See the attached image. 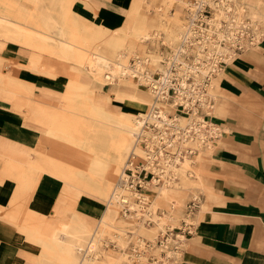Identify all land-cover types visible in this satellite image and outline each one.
<instances>
[{
	"label": "bare ground",
	"instance_id": "6f19581e",
	"mask_svg": "<svg viewBox=\"0 0 264 264\" xmlns=\"http://www.w3.org/2000/svg\"><path fill=\"white\" fill-rule=\"evenodd\" d=\"M16 1L0 0V12L2 13L0 14V36L8 41L23 42L33 48L46 50L81 63L97 80L111 84V96L106 102L96 101L95 88L67 83V94L63 95L60 109L51 111L43 105L33 107V119L38 121L44 119L59 135H63L85 151L87 167L82 169L75 167L76 165H66L56 160H52L51 164L34 160L28 165V169H25L22 164H14L6 159L0 171V182L9 177L16 181V186L5 218L17 223L19 230L24 232L28 240L40 244L39 264H134L135 257L139 259V264H145L146 255L143 248L145 242L139 237H142V232L148 236H154L157 227L153 225L150 228L146 227V218L140 217L143 213L141 215L138 213L134 217L131 214L129 216L119 215L120 208L128 203L131 209L148 208L152 213L145 214L150 217L152 215L158 227H161L166 220L179 216V207L184 206L190 195L196 194V190H205L200 174L202 170L195 164L200 159L205 134L199 132L198 125L193 122L194 119L192 120L185 109L184 112H178L175 117H171L169 112L171 107L165 104L166 100L171 97L169 89L174 84L172 65L171 61L168 62V58L183 61L184 58L180 51L186 49L184 43L191 39L192 34L187 25H184L179 13H174L170 18L162 15L154 21L148 18L143 12V0H132L128 14L114 13L110 17H96L88 14V11L84 14L80 6L73 7L74 0H29L34 3L31 10H24L12 4ZM83 2V7H92L89 0H83ZM259 12L264 18V7H261ZM255 15H251L252 23L258 24L260 19ZM11 16L20 17L35 31L43 33H36L32 31L33 29L28 30L15 25ZM232 17H234L232 25L236 27L244 19L243 15H235V13ZM123 18L125 22L122 25L120 22ZM214 27L213 30L215 29L214 32L218 38L210 34L204 38L203 45H197L196 51L193 50L196 62L200 60L202 50L206 47L209 48L207 53L209 52L212 56L215 52L223 53L224 43L222 45L219 41L233 34L235 36L230 25L222 29L216 23ZM156 28L160 29L159 31H166L165 37L169 45L175 44L174 53L167 52L168 56L155 53H152L150 57L142 56L133 40L154 41ZM107 31H111V36L106 43L107 47L104 48L99 43V37ZM169 50L172 51V48ZM130 55L135 57L134 63L128 60ZM226 57L223 54V59ZM214 58V64L211 61L204 68L206 61L201 60L202 64L194 70H201L202 74L208 72L212 79V71L215 72L218 69L213 65L218 62L216 60L219 57ZM206 60H209V57ZM1 63L2 58L0 57V65ZM146 65H149L150 69L142 70V66ZM181 72L187 76L185 65ZM46 74L52 75L49 71ZM199 75L200 73H196V76ZM131 77L136 79L131 80ZM17 82L11 71L0 69V92L30 91V88L20 86ZM181 83V94L186 95V98L192 94L195 98H202L201 102L207 108L210 105L209 99L215 98L212 87L206 89L203 95V93L199 94L196 89L192 90V87L189 91L185 79H182ZM128 84H134L133 86L136 87L132 88L138 89V93L127 92L125 88ZM146 88L153 92L146 91ZM141 91L153 95L156 93L157 99H154V96L150 98L149 95H141ZM112 98L118 103L113 102L116 107L126 102L132 107L129 110L118 111L116 107L110 106ZM25 103L18 102L17 108H21ZM184 104L191 106L192 102L186 99ZM150 124H154L155 127H149ZM165 127H170L172 132L176 131V135L169 139L170 147L175 155L162 158L164 165L161 167L160 181L156 178L151 180L147 184L150 192L143 193L142 199L135 201L133 198L141 196L140 193L122 187V182H119L120 178L133 157L143 158L155 155L153 150L145 151L141 143L147 141L153 147L155 143H159L161 138L155 133V129ZM192 128L197 130L196 135L192 134ZM168 135L169 133L164 134L165 140L168 139ZM190 147L198 149V153L187 154L181 151L183 148ZM118 169L120 172L117 181L111 186L112 180L108 177V173L116 172ZM41 173L63 182V194L72 197L75 203L78 200L81 204L90 201L95 206H101V202L105 201V208L102 209L101 217L97 222L76 208L72 212H67L65 220L61 221L52 235L21 226L18 218L21 213L22 196L31 182L36 180ZM193 197L198 198L197 195ZM160 208L167 211L164 216L157 212ZM132 222L138 223L136 225L140 233L136 232L138 242H135L134 250L117 253L114 250L103 249L101 242L106 226L113 225V223L119 224L118 228L120 227L119 229L123 231L126 230L125 225ZM121 236L120 234V238ZM183 237L180 236V238ZM137 245L142 248V252L139 250L141 253ZM167 253L175 256L176 252L167 250Z\"/></svg>",
	"mask_w": 264,
	"mask_h": 264
},
{
	"label": "crops",
	"instance_id": "0c3cea01",
	"mask_svg": "<svg viewBox=\"0 0 264 264\" xmlns=\"http://www.w3.org/2000/svg\"><path fill=\"white\" fill-rule=\"evenodd\" d=\"M25 1L18 2V5L34 6L33 2ZM89 1L91 8L83 7V0L76 1L84 14L88 11V14L96 17H110L114 13L128 14L129 9L124 11L122 8L125 4L129 6L131 0ZM245 1L253 5V0ZM21 8L33 9L29 6ZM238 14L235 7V15ZM244 19L253 22L251 16ZM11 20L18 26L33 29L27 22L20 23L15 18ZM0 57V69L5 62H9L8 71L12 72L18 85L30 88L29 92L22 93L0 92V151L12 147L6 159L14 164H22L25 169L34 160H41L44 164L56 160L80 167L83 160L80 149L61 138L44 119H33V107L43 105L51 111L60 109L61 104L51 105V101L61 102L63 95L67 94V86L63 93L58 83L52 82V78L60 74L68 78V83L95 88L94 98L100 102H106L111 96V86L100 83L77 61L30 47L23 42L8 41L2 36ZM83 69L88 70L91 81L84 79ZM48 71L52 75H47ZM218 80L226 99L220 98L217 108L216 96L210 98L209 107L199 111L207 124L204 127L206 136L201 146V156L195 164L202 170L200 174L205 190L193 210L179 207V219L175 218L178 224L165 227L171 232L173 250L181 254L180 258L171 257L170 264H264V36L240 54V58L235 57L233 62L222 66ZM32 93L37 96L28 98V94ZM18 102H26L22 106L26 107L27 119L16 110ZM42 130L67 143L61 154L49 153L44 148L47 156L35 157L34 150L41 146V139L45 141L48 138L41 133ZM32 147L30 154L23 151ZM193 150L196 151L192 154L198 153V149ZM22 157L27 159L23 160ZM6 159H0V166ZM55 180L45 173L37 178L38 182L20 218L21 226L52 235L65 220L67 212L76 208L94 221L100 218L101 206H95L90 201L81 204L78 200L75 203L72 197L62 194L63 188L55 185ZM61 184L63 186V182ZM15 186L16 181L9 177L0 182V264H39L40 244L28 240L17 223L5 218ZM87 207L91 210H85ZM157 212L163 215L165 209L160 208ZM181 235L184 237L180 238ZM144 251L147 255V249Z\"/></svg>",
	"mask_w": 264,
	"mask_h": 264
},
{
	"label": "rangeland",
	"instance_id": "374dc122",
	"mask_svg": "<svg viewBox=\"0 0 264 264\" xmlns=\"http://www.w3.org/2000/svg\"><path fill=\"white\" fill-rule=\"evenodd\" d=\"M77 1H79V0H77ZM192 1L193 0H177V1L173 0V1L170 2V0H143V6H144L143 12L148 16V18L153 19V21L157 20L160 17H162V15L170 18L174 13H179V16L181 17V19H182V21H183V23L185 25V24L188 23L187 14H188V10L191 8L190 4H191ZM206 1L209 3V10L211 12L210 20L207 21L208 22L207 33L209 35L211 34L212 36L218 38L217 34L214 32L215 29L213 30V28H215L214 26H216V23H218L220 25V28H222V29H225V28L229 27V25H230L231 26L230 29H231L232 33H235V36L233 34L231 37L229 36V37L223 38V40L221 39L219 41L222 45L224 43V45H223L224 46V51H223L222 54H225V56H227V57L225 59H223V61H222L223 63L221 62L222 64H219L221 67H219L215 72H212L213 73L212 79L210 78L209 84L206 86L207 90L210 87H212L211 90H213V93L216 96V107L218 108L219 107L220 98H222V100L226 99V93L222 90V88H221V86L219 84V80H218V77L220 75L222 66L226 65V63H228V62H233L235 57H239L240 58V54L242 55V53L245 52L248 48H250V47L254 46L255 44H257V42H258V40H260L261 36H264V18L261 17L262 15L259 12L261 7H264V0H253V5H251L252 3L251 4L249 2L247 3L245 0H238V4H236V0H206ZM248 1H250V0H248ZM18 2H26V1L25 0H17L16 2H14L12 4L16 5L17 7H25V6L33 7V4L22 6V4L18 5ZM131 4H132V0L130 1V5L129 6H131ZM77 6L78 5L76 3V0H74L73 1V7L76 8ZM129 6H128V4H125V6L122 8V10L128 11V9H130ZM235 7H236V11H238V13H239L238 15H240V16L243 15V18H245L246 16H251L252 14L253 15L256 14L255 16L256 17L258 16L257 18L260 19L259 23L256 25V24H253L252 22H248V20L244 19V20H241L243 24L240 23L239 26H237V27L233 26L232 23H234L233 22V18L234 17H232V16L235 13ZM226 13H227V15H226ZM0 14H2V13L0 12ZM12 18L13 19L15 18V20L20 21V23L24 22V20H22L20 17H12ZM131 21H132V19H131ZM124 22H125V20L123 19V20H121L120 23L123 25ZM249 24H251V25H249ZM20 27L23 28V26H20ZM159 30L160 29L156 28L155 31H154V34L156 33L155 36H154V39H155L154 41H150V40L147 41L146 40V41L142 42V41H139V40H133L134 41V45L138 48L137 50H138V52H140L142 54V56H149L150 57L152 53L168 56L169 54L167 52L171 53V51L169 49L172 48V50H173V46L175 44L174 45H169V43L167 42L168 39L165 37L166 34H167L166 31H159ZM32 31H35V30H32ZM158 31L159 32H163V33H159ZM35 32L36 33H40L39 31H35ZM252 34H255V36H253ZM110 36H111V31H107L103 36L99 37V41H100L99 43H101L104 48L107 47L106 43H107V41H108ZM129 41H130V39H129ZM230 41H231V43H230ZM97 42H98V40H97ZM240 45L244 46L241 49V50H243L242 52L239 51L240 48H238V46H240ZM28 46H30V45H28ZM196 49H197V46H195L194 50H196ZM207 50H209V48H205V49L202 50V54L200 55V57H201L200 60H205L206 61L205 63H207V64H209V62L212 61L211 63L213 64L214 61H215L214 57H219V55L221 53L219 54L218 52H215V55L212 56V55H210L209 52L207 53ZM51 54H53V53H51ZM208 57H209V60H206ZM128 60H131L134 63L135 62V57L130 55V57H128ZM188 61H189V58H188ZM9 65H10L9 62H5L3 64V66H2V70L3 71L8 70L10 68ZM148 69H150L149 65L142 66V70L146 71ZM151 71H152V69H151ZM83 74H84L83 77H84L85 80H90L91 81V77H90V75L88 73V70L83 69ZM201 76L202 75H199L198 78L200 79ZM130 79L131 80H135L136 78L131 77ZM52 82H57L58 83L57 86L60 87L61 91H63V93H64L65 90H66L67 83H68V78L65 75L60 74L59 76L52 78ZM100 83H102V82H100ZM102 84H105V83H102ZM107 85L111 86V84H107ZM133 85L134 84H128L127 87L125 88V90L127 92H129V93H138V89L132 88V87H136V86H133ZM147 89L148 88H146L145 90L149 91V92H153L150 89H148V90ZM146 91H144V92L141 91V93L149 95L150 98H153L154 95L151 94V93L148 94ZM173 94H175V90L174 89H173ZM33 95H34L33 93L32 94H28V96H29L28 98L31 99V98H34V97L37 96V95H34V96ZM0 99H2V98L0 97ZM25 99L27 100V97H25ZM28 101H30V100H28ZM35 102L37 103V101H35ZM61 102H62V100H61ZM61 102H53V101H51V105L58 106L59 104H61ZM113 102L115 104L117 103L112 98V103H110V106H112L114 108V107H116V105ZM32 103H34V102L32 101ZM165 104L168 107H171V109L169 111L171 117L172 116L175 117V114L178 113V112H184L185 108L182 107L183 105L179 106L177 104L176 100H174V96H172L171 99L169 97L166 100ZM192 104H193V102H192ZM45 105H46V103H45ZM130 107H132V105L126 102V103L122 104L121 106L117 105L116 108L118 109V111H120V110H123V109L124 110H129ZM203 107H206V105L203 104L201 102V100H200L199 104L196 106V108H197L196 111H197L198 115H197L196 112L189 113V114L187 113V114L192 118V120L194 119L193 122L196 123V125H198L199 132L201 131L202 133L205 134V132H204L205 128L204 127L207 124V121L204 119L203 116H200L199 112H198V111H200L199 108H203ZM24 108H26V107L22 106L21 109L20 108L19 109L16 108V110L20 114H22V116H24L25 119H27L26 118L27 116L25 117L27 110H25ZM153 126L155 127L154 124H150L149 127H153ZM196 131L197 130H195L194 128H192V130H191L192 134H195V135L197 134ZM41 133H44L45 135H47L48 138L45 141L43 139H41V146L34 150L35 157L47 156L46 153H44V148L49 153L51 152L52 154H54V153L55 154H61V150L64 151V147L66 146L65 144H67V143H65L64 140L56 137L55 135H53L51 133H47L46 131H43V130L41 131ZM171 133H174V135H176V131L172 132V129H171ZM205 136H206V134H205ZM60 137L64 138L68 143H70V144H72L74 146L76 145L72 141H70L67 138H65L63 135H60ZM155 144H157V143H155ZM76 146L80 149V151L82 152V156L84 157L83 160L81 161L80 167H82V169H86L87 163H86L85 159H87V156H85V151H83L82 148L79 147L78 145H76ZM142 146H143V142H142ZM11 149H12V147H10L7 150L0 151V159L1 160L2 159H6V156L10 155V150ZM32 149H33V147L32 148H28L27 150H23V149L22 150L26 151V154H30ZM79 149H78V151H79ZM181 151H183L184 153H187V154H192L193 151H196V150H193V149L189 150V148H185V149L183 148ZM173 153H175V152H172V149H171V155H174ZM2 154H4V155H2ZM60 156H63V155H60ZM27 158L24 159L22 157L23 160H26ZM1 168H2V166H0V171H1ZM120 170H121V168H120ZM120 170L118 169V170H116V172L111 171L110 173H108V177L110 178V180H112L111 181V186H113L114 183L117 181V178H118ZM40 175L41 174H39L38 177ZM55 181L57 182V183L55 182L56 185H58L60 187V189L63 188L61 182H59L57 180H55ZM37 182H38L37 179L33 180L31 182V185L28 187V189H26L25 194L22 196V201H21V205H20L21 213H20V217L18 218V223H19L20 218H21V216H22V214H23V212L25 210V207L27 206L28 200L32 196V193L34 191V188H35ZM147 188L148 189L145 190V192L149 193L150 189H149L148 186H147ZM57 189L59 190L58 187H57ZM62 194H63V192H62ZM194 195L198 196V201L199 202L201 201L200 197L202 195V191L201 190H196V194H192V196L190 195L188 197L186 203L183 206V209L187 210L188 203H189L190 200L194 199V197H193ZM133 199L136 201L137 200V196H135ZM198 201H196V202H198ZM70 203H73V202H70ZM105 204H106L105 201L101 202V208L102 209L105 208ZM85 210H91V209H90V207H87V209H85ZM166 212L167 211L165 210V213ZM138 213L140 215L143 213L141 216L140 215L139 216L141 218H143V219L146 218L145 219L146 227L150 228L151 225L157 227L156 228V233L152 237L148 236V235H146V234H144L142 232L141 239L145 241L143 248H144V250L147 249V251H146L147 255L145 256V264H170L171 263L170 262L171 261V259H170L171 257L173 259H174L175 256H178L180 258L181 254L177 253V251L173 250L175 248H174V246L172 247V244H170V242L172 241L171 232L169 231V232H167V234L162 235L163 233L166 232V228H165L166 225L178 224L175 221V218L174 219L170 218L169 220H166L163 226H161V227L159 226L158 227V224L156 223V221L153 220L152 215H151V217L149 215H146V214L152 213L150 211V209L146 208L145 211L137 210L136 214L131 215V216L132 217L137 216ZM121 214L122 213H119V215H121ZM164 215L165 214H163L162 216H164ZM177 219H179V217H177ZM95 222H97V221H95ZM151 222H153V224ZM136 224H138V223H136V222L133 223L132 222L131 224L125 225L124 228H126L127 231L126 230L121 231L119 229L120 227L118 228V226H117L119 224H115V223H113V225L106 226L105 227L106 230L103 233V240L101 242V246L103 247V249L104 250H114L117 253L124 252V251L128 252L131 249V247H133L135 245V242L136 241L138 242L137 233L138 234H140V233L138 232L139 230H138ZM120 234L122 235L121 238H120ZM132 235H133V237H132ZM165 236H167V238L169 237L168 240L166 239V241H164ZM150 239L151 240L153 239V240L151 241ZM122 241H124V243H122ZM167 241H168V244H166ZM161 244H163L164 247ZM159 245H161V246H159ZM137 246L139 247L138 251L140 250L142 252V248L139 245H137ZM179 247H181V245H179ZM167 250L175 251L176 252L175 256L171 255V254H168ZM162 252H163V254H162ZM138 260L139 259L137 257H135L134 260H133L134 264H136V263L139 264L140 261H138ZM142 260H144V258ZM175 262H173V263H175Z\"/></svg>",
	"mask_w": 264,
	"mask_h": 264
},
{
	"label": "built area",
	"instance_id": "2783aa9c",
	"mask_svg": "<svg viewBox=\"0 0 264 264\" xmlns=\"http://www.w3.org/2000/svg\"><path fill=\"white\" fill-rule=\"evenodd\" d=\"M190 9L188 10V23L187 28H189L190 33L192 34V37L190 40L184 43L186 46L185 50H182V56L184 58L183 61H176L174 58H168V62L171 61V68H172V81L173 85L170 87L171 91V97L174 96V100H176L177 104L182 107H186L185 110L187 113H194L196 111V106L199 104L200 100L202 98H195L192 94L191 96H188L186 98V95L181 94L182 90L180 87L182 86L181 80L185 79L187 81L188 90H195L199 92V94L205 93L206 86L209 84L210 80V73L206 72L205 74H202L201 70H194L198 65L202 64L201 60L195 61V55L193 54V50L195 46L202 45L204 42V38H206L209 34L207 33L208 29V22L210 20L211 12L209 10V3L206 0H193L190 4ZM206 46V45H205ZM242 46H238V48H241ZM207 48V47H206ZM196 51V50H195ZM179 52V51H178ZM171 53H174V49L171 51ZM189 58V61H188ZM194 59V60H193ZM176 61V62H175ZM205 61V60H203ZM218 62L213 65V67H220L219 64H222L223 62V54L221 53L219 55V59L216 60ZM222 62V63H221ZM188 63V65H187ZM204 63V62H203ZM214 64V63H213ZM187 68V76L183 75L181 72V69L184 67ZM207 63H205L204 68L207 67ZM179 70V72H178ZM213 72V71H212ZM196 73H200L202 75L200 79L198 76H196ZM173 89L175 90V94H173ZM170 97V99H171ZM185 97V98H184ZM154 99H157V94L155 93ZM187 100H191L193 104L191 106H186L183 102ZM202 109V108H199ZM199 112V111H198ZM198 115V113H197ZM171 116V115H170ZM155 133L160 135V141L157 144H154L153 147L147 142L143 141V146L146 148L145 151L151 152L152 150L155 151V155L152 156H145L143 158H139L137 156L132 158V161L130 164H128L125 169L122 177L120 178L119 182H122L121 186L124 188H129L133 191L139 192L141 196H138L137 199L140 201L143 197V193H146L145 190H147V184L156 178V180L160 181L161 177V167L164 165L162 162V158H165L167 156H174L171 155V147L169 139L174 136V133H171L170 127L165 128H157L155 129ZM169 133L168 139H164V134ZM142 145V143H141ZM198 198H194L188 203V209L193 210L196 205L198 204ZM146 209V208H145ZM145 209H142L145 211ZM120 211L122 215L126 214L125 216H129V214H136L135 209H131L129 203L125 206H122L120 208ZM169 230H166L164 234H167ZM167 236H165L164 241H166ZM168 240V239H167ZM163 247L164 245L161 244ZM167 246V245H166ZM165 246V247H166ZM179 246V245H178Z\"/></svg>",
	"mask_w": 264,
	"mask_h": 264
}]
</instances>
